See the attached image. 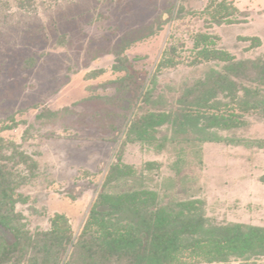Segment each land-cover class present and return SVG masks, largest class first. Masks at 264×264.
Instances as JSON below:
<instances>
[{"label": "rangeland", "instance_id": "rangeland-1", "mask_svg": "<svg viewBox=\"0 0 264 264\" xmlns=\"http://www.w3.org/2000/svg\"><path fill=\"white\" fill-rule=\"evenodd\" d=\"M16 1L0 0V119L17 124L1 136L38 163L35 177L18 190L25 201L17 204L33 234L50 230L63 215L77 238L119 157L139 108V94H121L127 73L113 70L123 49L133 74L147 88L157 76L166 95L217 63L200 60V36L212 37L235 60L264 55V0H32L33 13L19 10ZM227 19L237 22H222ZM99 70L103 74L87 78ZM46 111L59 116L43 120ZM245 118L247 127L221 134L251 146L206 143L201 155L182 152L188 162L177 167L184 173L177 186L179 145H128L123 163L159 196L203 201L207 217L219 224L264 227V119ZM211 253L184 252L176 264H210Z\"/></svg>", "mask_w": 264, "mask_h": 264}, {"label": "trees", "instance_id": "trees-1", "mask_svg": "<svg viewBox=\"0 0 264 264\" xmlns=\"http://www.w3.org/2000/svg\"><path fill=\"white\" fill-rule=\"evenodd\" d=\"M16 7L26 13L36 12L37 8L32 0H17ZM233 10L247 15L235 7ZM216 45L212 37L197 38L195 50L200 60L217 63L203 77L186 81L171 89L169 95L158 89L157 76L147 88L142 77L133 74L131 62L123 55L125 49L117 54L113 70L127 73L119 81L121 94H139V108L77 238L63 215L53 219L48 231L33 234L27 229L25 217L17 211V204L25 201L18 190L35 177L38 163L21 146L1 136L17 124L12 121L5 125L0 119V264H176L181 253L205 250L213 252L210 264H258L264 260V227L219 224L207 217L203 201L159 196L144 187L140 179L143 174L123 163L128 145L158 150L168 144L179 145L183 150H176L173 170L177 178L172 182L177 186L184 174L177 167L188 162L187 157L180 158L182 152L185 156L201 155L206 143L251 146L249 141L221 133L247 127V115L264 119V55L235 60ZM163 66L161 63L158 69ZM103 72H91L87 78L94 79ZM114 100L109 104L113 105ZM58 116L59 112L46 111L40 118L55 120ZM131 180L135 184L130 185Z\"/></svg>", "mask_w": 264, "mask_h": 264}]
</instances>
